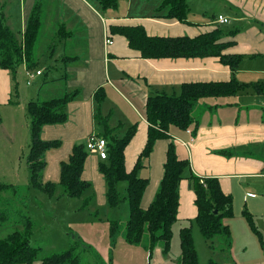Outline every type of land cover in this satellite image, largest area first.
<instances>
[{
	"label": "crops",
	"instance_id": "1",
	"mask_svg": "<svg viewBox=\"0 0 264 264\" xmlns=\"http://www.w3.org/2000/svg\"><path fill=\"white\" fill-rule=\"evenodd\" d=\"M3 1L0 2L4 4V13L10 26L17 32H23L36 0H11L13 7ZM96 1L46 2V19L56 14L61 20L67 16L68 27L73 30L72 36L68 35L60 42L58 63L66 56L77 58L66 66L62 64V71L53 77L56 81L51 84L63 83L65 94L75 89H80L81 94L77 101L69 104L70 117L66 124L45 126L43 129V140L63 142L61 148L47 154L45 180L57 181L60 163L69 158L73 144L97 134L93 95L98 88L104 87L107 100L102 109L106 114L113 113V124L121 122L125 127L137 126V132L125 151V167L131 171L148 139L149 124L145 107L149 97L156 94H179L181 86L186 83L236 79L240 83L258 85L260 89L252 87L235 96L201 99L193 111L194 120L199 125L197 135L194 137L192 134L195 126L183 132L173 129L170 134L175 141L178 157L190 162L194 175L219 179L223 193L232 197L233 217L225 219L229 221L225 225L230 227L232 237L235 235L239 239L245 237V232L248 233L243 220L251 231L243 216L245 210L253 216L256 227L264 237V0H186L188 4L195 2L206 15L210 10L216 12L205 24L192 22L188 18V23H184L153 15L142 17L139 9L136 10V16L131 17L130 6H127V11L125 4L118 11L108 9L101 13L97 10ZM220 16L226 17L229 23L218 22ZM110 24L141 25L150 37L164 38H194L214 28L226 32L240 29L233 38L237 45L232 50L242 54L243 60L238 71L233 74L229 66L222 65L215 57L145 59L129 47L124 37L111 35ZM77 34H81L85 42L81 49L73 42V39L78 41ZM109 40L113 43L108 45ZM68 41L74 44L72 55L66 53ZM52 56L54 59V53ZM22 70L27 73L25 67ZM7 73L0 71V101L4 105L11 104L8 99L11 77ZM49 87L52 86L42 83L31 98L38 97ZM168 144V141H158L144 167L147 172L144 178L150 181L142 200L144 208L153 201L163 177ZM226 151L228 154H221ZM99 161V155L90 154L82 178L94 185L98 203L106 205V183L98 169ZM179 194L180 209L174 225L178 235L181 229L189 226H192L193 231L196 230L193 221L198 214L196 196L190 188L189 180L181 182ZM244 242L247 247L243 249L249 255L242 264H264V247L260 246V241L257 243L248 239ZM238 261L234 262L239 264ZM155 263L165 264L159 253ZM175 263L179 264L177 260L173 261ZM145 264H148V260Z\"/></svg>",
	"mask_w": 264,
	"mask_h": 264
},
{
	"label": "trees",
	"instance_id": "2",
	"mask_svg": "<svg viewBox=\"0 0 264 264\" xmlns=\"http://www.w3.org/2000/svg\"><path fill=\"white\" fill-rule=\"evenodd\" d=\"M48 0H36V3L28 17L25 30L17 32L9 24V19L4 13V4L0 2V68L11 74L17 89V78L19 70L38 71L40 58L37 57V45L43 21L46 20V2ZM119 0H97L96 7L101 13L108 9H117ZM161 14L155 17L187 22L190 11L186 0H162L157 9ZM165 10H168L165 15ZM111 35L124 37L129 47L145 59H195V58H218L220 63L229 66L231 73L238 71L243 60L242 54H236L232 49L237 45L233 38L240 32L236 29L226 32L220 28H214L207 33L197 36L158 37L149 36L141 25H109ZM58 42L73 35V30L68 27L67 22L58 25ZM111 37V36H110ZM53 45V46H52ZM49 54L52 56L57 45L52 44ZM58 60V59H57ZM55 63H58V61ZM77 60L75 57L66 56L59 63L66 66L70 61ZM62 65V67H63ZM53 69L50 67L48 69ZM44 71L40 76H43ZM56 81V80H52ZM47 82L44 81L43 84ZM260 89L258 85L240 83L236 79L224 82H198L195 84H183L179 94H156L148 98L146 102V120L149 124L147 142L141 151L134 168L131 171L125 167L126 148L133 140L137 132V126L125 127L121 122L113 124V113H104L102 106L107 100L104 87H100L93 95L95 102L94 122L97 126V134L92 135L106 141V159L100 161L98 169L103 175L106 183V205L110 209L120 207L127 203L129 219L125 223L122 232L123 239L129 245H139L149 252L148 264L154 257V250L162 245L164 255L171 253L173 243V228L178 220L180 194L179 186L184 178L190 181V188L196 196L195 206L198 209L197 217L193 223L196 224L201 235L212 244L217 237L231 238L230 227L224 224L223 219L233 217L232 197L223 193L221 184L217 178H201L194 175L190 162L181 160L176 152V146L171 137L173 129L181 132L193 128V136L197 135L198 122L194 120L193 111L199 100L210 97L235 96L250 88ZM81 94L80 89L68 91L61 97L52 100L30 101L26 105V114L29 118L30 145L28 152V166L31 172L30 185L44 192L50 198L56 194L57 186L64 189L67 198H82L92 184L83 180L85 164L90 156L87 148L88 138L73 144L70 156L60 163L59 179L46 181L45 169L48 165L47 154L62 147L63 142L59 140L45 141L42 132L45 126L64 125L69 121L70 114L68 106L77 101ZM1 107V104H0ZM0 115V121H1ZM90 137V136H89ZM168 141L166 158L164 162V173L156 190L153 201L147 208L142 207L144 193L150 181L140 177L141 169L145 167L144 161L148 160L153 153L158 141ZM226 155L228 151L222 152ZM188 173L187 177L184 176ZM121 184H126L124 191L120 189ZM7 193H17L13 185L0 183V199L3 200ZM4 194V195H3ZM89 196L82 207L92 201ZM9 210L0 208V220L2 225L10 221ZM16 218L14 226H19L14 232L0 240V264H34L40 257L41 248L31 245V237L34 233V222L31 214L24 210H14ZM253 234H255L261 245L264 244L263 234L256 227L253 216L248 211H243ZM110 236L114 238L121 229L117 220L108 221ZM181 255L179 264H199V254L195 247L192 226L181 229ZM80 249V253H79ZM85 245L79 240H74L71 249L59 254L46 257L41 264H81ZM92 263L100 264L99 256H89ZM209 264H217L211 260Z\"/></svg>",
	"mask_w": 264,
	"mask_h": 264
},
{
	"label": "rangeland",
	"instance_id": "3",
	"mask_svg": "<svg viewBox=\"0 0 264 264\" xmlns=\"http://www.w3.org/2000/svg\"><path fill=\"white\" fill-rule=\"evenodd\" d=\"M4 1L6 5L9 3V6L13 7L11 0ZM161 3L162 0H119L118 7L114 10H120L122 4H125V10L127 11V6H130L129 10L131 13L129 14L131 17L136 14L137 9L141 12L140 16L148 17L150 15L161 14L157 10ZM188 7L190 9L188 20L192 22L208 23L212 15L216 13L210 10L207 16L203 10L198 9V5L195 2L189 3ZM167 11L165 10L163 14L165 15ZM125 16L129 17L128 15ZM66 20L67 16L61 20L56 14L55 16H48L43 21L36 49L37 57L40 58L38 71H44L45 73L41 78L32 79L31 84L27 85L29 79L28 71L26 70L27 73H25L21 68L17 78L18 87L15 92V83L8 72L11 77L9 84L10 92L8 94L11 104L4 105L0 101V115L2 116L0 121V183L15 186L17 193L13 195L12 193L3 194V200L0 199V208L10 211L9 222L7 221L2 225L0 220V240L15 230L21 229L19 226H14L16 218L12 214L14 210L18 209L30 213L34 222V233L30 242L32 246L41 248L40 257L34 264H41L46 257L70 250L74 240H79L87 249V252H84L81 264L92 263V259L89 257L90 254L96 257L98 255L100 264H145L146 260H148L147 255L149 252L142 246L129 245L123 239L122 232L130 215L127 203L122 204L114 210L108 208L105 204H99L94 185L85 192L82 198L71 199L64 196V189L61 185L57 186L56 194L52 198L30 185L31 172L27 163V155L31 142L26 105L33 100L44 101L48 98L61 97L65 94V85L63 83L59 85H52L51 83H53V77L62 71V65L55 63L59 59L58 50L60 45V42H58L60 37H58L57 33L59 29L58 25L61 22H67ZM76 39L78 41L73 39V42L76 43L75 46L77 45L78 49L85 46L81 34H77ZM68 42L66 53L72 55L75 50L74 44L72 41ZM52 44L57 45L56 50L53 52L54 59L49 54L51 52L49 48L53 46ZM53 66V69H48ZM2 70L0 68V71ZM44 81L52 87L46 88L38 97L33 96L31 98L32 93L39 90ZM147 162L148 160L144 161L145 167L147 166ZM146 174V168H143L139 176L142 178ZM45 175L46 171L44 172V177ZM187 175L188 173L186 172L184 176L187 177ZM125 187L126 184H121L120 189L124 191ZM89 196L93 197L92 201L85 209H82L85 200ZM110 219L117 220L121 229L120 232L116 233L114 238L110 236L111 226L108 223ZM223 222L225 224L229 221L223 219ZM243 222L249 234L245 232V237H239V239L235 235L233 237L231 235V238L217 237L213 242L212 249L210 248L212 243L207 241L196 227V230L193 231V236L196 250L199 254V264H209L211 260L217 264H236L234 261L237 259L240 260L238 261L239 264L244 263L245 258L249 255L243 249V247H247L244 240L250 239L257 243L259 240L249 230L246 221L243 220ZM258 224L260 227V223ZM241 228L242 225H240ZM262 229L264 230L263 227ZM173 236L175 238L172 243L171 253L167 256L164 255L161 248L162 245H158L153 251L154 257L151 259V264H156L155 258L158 253L165 264H173L174 260L178 262V257L182 251L180 248L181 240L175 231V227ZM260 246L264 247V244ZM249 249L251 251V247Z\"/></svg>",
	"mask_w": 264,
	"mask_h": 264
},
{
	"label": "built area",
	"instance_id": "4",
	"mask_svg": "<svg viewBox=\"0 0 264 264\" xmlns=\"http://www.w3.org/2000/svg\"><path fill=\"white\" fill-rule=\"evenodd\" d=\"M218 22H220L221 24H227L229 23V20L224 17V16H220L218 18ZM113 42L111 40L108 41V45L112 44ZM42 74L41 71H28V81H27V85L31 84L32 79H37L39 78V76ZM87 142V148L90 152V154H95V155H99L102 159H106L107 157V152H106V141L103 140L102 138H96L95 136H90Z\"/></svg>",
	"mask_w": 264,
	"mask_h": 264
}]
</instances>
